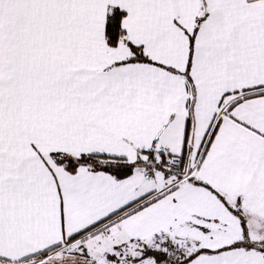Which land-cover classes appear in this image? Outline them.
<instances>
[{"label":"snow or ice","instance_id":"1","mask_svg":"<svg viewBox=\"0 0 264 264\" xmlns=\"http://www.w3.org/2000/svg\"><path fill=\"white\" fill-rule=\"evenodd\" d=\"M0 264H264V0H0Z\"/></svg>","mask_w":264,"mask_h":264}]
</instances>
